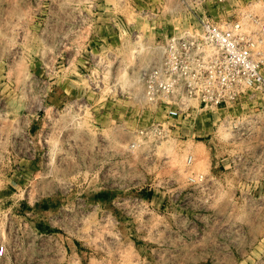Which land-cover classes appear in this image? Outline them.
<instances>
[{
    "label": "rangeland",
    "instance_id": "374dc122",
    "mask_svg": "<svg viewBox=\"0 0 264 264\" xmlns=\"http://www.w3.org/2000/svg\"><path fill=\"white\" fill-rule=\"evenodd\" d=\"M169 5L0 0V264H264V95L157 109L140 71Z\"/></svg>",
    "mask_w": 264,
    "mask_h": 264
},
{
    "label": "built area",
    "instance_id": "2783aa9c",
    "mask_svg": "<svg viewBox=\"0 0 264 264\" xmlns=\"http://www.w3.org/2000/svg\"><path fill=\"white\" fill-rule=\"evenodd\" d=\"M227 1L163 0L182 23L160 57L141 69L140 78L146 97L170 119L192 118L255 93L264 95V18L250 9L216 19L209 5L227 15ZM157 130L153 125L141 134ZM7 255L2 240L0 262Z\"/></svg>",
    "mask_w": 264,
    "mask_h": 264
}]
</instances>
